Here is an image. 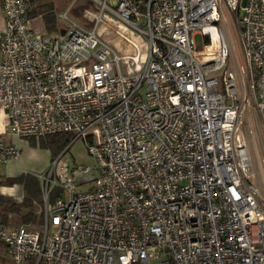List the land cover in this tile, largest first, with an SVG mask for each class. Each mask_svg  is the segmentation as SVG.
<instances>
[{"label":"built area","instance_id":"built-area-1","mask_svg":"<svg viewBox=\"0 0 264 264\" xmlns=\"http://www.w3.org/2000/svg\"><path fill=\"white\" fill-rule=\"evenodd\" d=\"M91 1L90 27L69 6L38 33L31 0H0L6 132L70 133L93 160L51 159L39 219L0 224L9 264H264L229 65L231 21L264 132V0ZM19 154L0 133V163Z\"/></svg>","mask_w":264,"mask_h":264},{"label":"rangeland","instance_id":"rangeland-1","mask_svg":"<svg viewBox=\"0 0 264 264\" xmlns=\"http://www.w3.org/2000/svg\"><path fill=\"white\" fill-rule=\"evenodd\" d=\"M114 1V0H113ZM114 3V2H113ZM37 10L35 12L44 13L53 11L56 16V25H64V22L59 19L58 14L62 11L68 9L72 6L70 10V17L78 22L79 24L90 27L91 24L84 16V10L95 11L96 7L91 0H38L35 3ZM30 11H34L33 8ZM41 15L38 17H33L32 26L39 32H45V27L41 20ZM107 22H111L109 19ZM119 26V25H118ZM101 29V28H100ZM230 29V46L231 55L229 59L230 67L235 68L237 72V86L234 89L233 96L238 103H241V120L239 124L238 133L240 135L241 141L244 143V147L247 155V169L246 172L249 176V180L256 185L262 195L264 196V132L260 123V119L255 107L254 100V89L251 88L250 82L252 81V76L244 60L242 50L238 43L237 36L234 32L233 23L229 22ZM124 33H129L127 27L121 30ZM115 36V37H114ZM105 38L111 39V42L118 44L119 52L123 53L124 46L123 42L116 36L104 35ZM194 40L196 46H201L203 41L200 35H194ZM57 136H64L68 138L65 146L61 151L56 152L58 155L62 151H65L62 158L67 160L70 167H75L78 165H92L93 160L87 152V147L81 138L74 140V135L67 133ZM52 138L56 136H50ZM41 137V138H18L10 137L19 149V157L17 160H11L7 163H0V179L6 177H24L26 186L28 190L32 183L35 186H40L42 184V179L40 178L47 167L49 166L50 156H52V148L50 143L52 138ZM47 140L49 142H47ZM55 150V149H54ZM21 185V186H20ZM12 185L8 186L10 190L8 192H17L21 190V198L27 194L24 190L23 185ZM0 184V189H1ZM12 187V188H10ZM19 199V200H20ZM42 204H35L33 211L39 219V212ZM17 218L10 220V225L20 224ZM10 258L8 257V252L4 244L0 243V264H9Z\"/></svg>","mask_w":264,"mask_h":264},{"label":"trees","instance_id":"trees-1","mask_svg":"<svg viewBox=\"0 0 264 264\" xmlns=\"http://www.w3.org/2000/svg\"><path fill=\"white\" fill-rule=\"evenodd\" d=\"M36 1L38 0H31V8H33L34 11L28 12L29 18L38 17L39 15H41L40 17L46 32L56 31L57 25H56V16L54 12L52 10L44 13L35 12L38 7L35 5ZM58 135H62V134H58ZM50 136H56V137L52 138ZM45 137L52 138L50 139L51 142H49L48 140L47 142L50 143L49 145L52 148V153L54 155L56 154V152L61 151V149L65 146L66 142L68 141L66 135L64 136L49 135ZM0 184L2 186H12L14 184H22L24 190L27 192V194L24 195L20 200L0 193V224L10 225V220L16 218L22 223L36 221L37 215L33 211V209L35 204L41 205L42 203V192L40 186L38 185L35 186L34 183H32L33 186H31L30 189L28 190L24 177L22 176L6 177L0 179Z\"/></svg>","mask_w":264,"mask_h":264},{"label":"crops","instance_id":"crops-1","mask_svg":"<svg viewBox=\"0 0 264 264\" xmlns=\"http://www.w3.org/2000/svg\"><path fill=\"white\" fill-rule=\"evenodd\" d=\"M30 19H33V18H30ZM32 21V20H31ZM58 27V26H57ZM4 29V15H3V11H2V8H1V3H0V31H2ZM46 32V31H45ZM45 32H42V33H45ZM6 126H7V118L6 116L0 112V133L4 135V138L7 142H10L14 145L15 142H13V140H11L10 137H15L16 139H18V137H16L15 135H12V134H9L6 132ZM19 140V139H18ZM52 153V152H51ZM55 156H57V154H53L52 153V156H50V159H49V162L51 161V159H53ZM14 160H17V159H14ZM11 161V160H9ZM15 185H20V184H15ZM21 186V185H20ZM8 186H1V189H0V193L4 194V195H8V196H11V197H14L16 199H20L21 197V190L20 192L17 191L15 193L13 192H8V190H10L9 188H7ZM12 188V187H10ZM40 189H42V184H41V187ZM42 204V203H41Z\"/></svg>","mask_w":264,"mask_h":264},{"label":"bare ground","instance_id":"bare-ground-1","mask_svg":"<svg viewBox=\"0 0 264 264\" xmlns=\"http://www.w3.org/2000/svg\"><path fill=\"white\" fill-rule=\"evenodd\" d=\"M110 18L108 16L105 17V22H107Z\"/></svg>","mask_w":264,"mask_h":264},{"label":"water","instance_id":"water-1","mask_svg":"<svg viewBox=\"0 0 264 264\" xmlns=\"http://www.w3.org/2000/svg\"><path fill=\"white\" fill-rule=\"evenodd\" d=\"M243 4V3H242Z\"/></svg>","mask_w":264,"mask_h":264}]
</instances>
